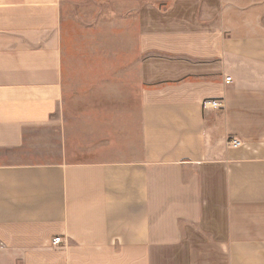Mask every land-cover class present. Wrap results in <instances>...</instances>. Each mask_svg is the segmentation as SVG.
I'll use <instances>...</instances> for the list:
<instances>
[{"label": "crops", "instance_id": "crops-1", "mask_svg": "<svg viewBox=\"0 0 264 264\" xmlns=\"http://www.w3.org/2000/svg\"><path fill=\"white\" fill-rule=\"evenodd\" d=\"M0 264H264V0H0Z\"/></svg>", "mask_w": 264, "mask_h": 264}, {"label": "built area", "instance_id": "built-area-1", "mask_svg": "<svg viewBox=\"0 0 264 264\" xmlns=\"http://www.w3.org/2000/svg\"><path fill=\"white\" fill-rule=\"evenodd\" d=\"M229 81H230V78L225 79L226 83ZM203 107L204 108L209 107V108H213V109H219V108H222V104H221V101H218V100H209V101H206L203 103ZM230 145L232 146V148H236V147H238L239 143L237 141H231ZM59 243H60V238H55L52 241V245H57Z\"/></svg>", "mask_w": 264, "mask_h": 264}]
</instances>
